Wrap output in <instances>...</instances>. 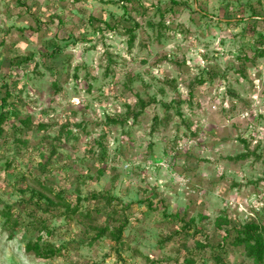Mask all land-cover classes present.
I'll return each instance as SVG.
<instances>
[{
    "label": "rangeland",
    "instance_id": "rangeland-1",
    "mask_svg": "<svg viewBox=\"0 0 264 264\" xmlns=\"http://www.w3.org/2000/svg\"><path fill=\"white\" fill-rule=\"evenodd\" d=\"M4 85L0 264H255L195 230L264 224V0H0ZM8 207L67 249L26 252Z\"/></svg>",
    "mask_w": 264,
    "mask_h": 264
},
{
    "label": "trees",
    "instance_id": "trees-1",
    "mask_svg": "<svg viewBox=\"0 0 264 264\" xmlns=\"http://www.w3.org/2000/svg\"><path fill=\"white\" fill-rule=\"evenodd\" d=\"M130 1V0H125ZM94 20L93 18L91 21ZM98 24H103L104 30H113L115 26L110 24L109 22H105L104 20H95ZM94 30L98 29V32H102L101 25H94ZM130 32V30H128ZM61 49L58 47H53L52 50L49 52V56L52 58H57L58 54L60 53ZM263 54V51L259 52V56ZM46 55V54H45ZM14 60V64L17 66L22 65L23 63L27 62L29 57H17ZM5 94L0 98V138L4 135L5 126L7 120L10 119L11 116H16L17 112L15 111L14 106L11 102H8L7 99L10 97V91L6 85H4ZM146 107V104H140V110H143ZM141 112V111H140ZM138 115V112L134 114V117ZM55 150H52L54 153ZM246 157L245 154L240 155L239 158ZM43 165V164H42ZM102 173V171H100ZM98 196H94L95 199ZM43 207V206H42ZM11 207H8V210H5L3 215V222L2 224L7 228H23L27 227L25 232H29L30 238L26 241L24 245V249L26 252H31L33 255L40 259H52L54 257H58L62 255V251L66 250V245H54L50 242H47L43 239V235L50 234L47 230V226L44 222H36L32 220L31 222L25 223L24 220L19 221L17 218L13 219L11 213ZM126 222L119 225L111 226V229L107 227L101 229L97 236H101L108 231L109 236L115 243H120L123 238V232L126 227ZM215 225L218 230L222 229L223 236L221 240L216 243L212 244L210 242L209 236L203 230H195V232L200 236V238L195 239V250L199 249H206L209 248L212 252V258L216 263H221L223 255L227 253V250L230 248H236L243 251V253L249 257L255 264H263L264 263V224H258L253 221L247 222L241 226H233L228 217L224 216L219 218ZM183 228H190L189 225L185 222ZM175 235H179L180 231H175ZM33 238V239H32ZM74 242V241H73ZM72 242V243H73ZM187 253V251H186ZM184 264H191V259L189 257L184 256L183 258Z\"/></svg>",
    "mask_w": 264,
    "mask_h": 264
}]
</instances>
